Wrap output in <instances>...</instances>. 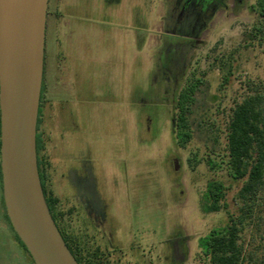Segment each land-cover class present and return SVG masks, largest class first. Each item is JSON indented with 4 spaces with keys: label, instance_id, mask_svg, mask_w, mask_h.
Here are the masks:
<instances>
[{
    "label": "rangeland",
    "instance_id": "rangeland-1",
    "mask_svg": "<svg viewBox=\"0 0 264 264\" xmlns=\"http://www.w3.org/2000/svg\"><path fill=\"white\" fill-rule=\"evenodd\" d=\"M256 3L224 0L217 6L196 40L174 44L177 63H167L169 79L159 59L166 0L48 1L59 39L68 30L69 14L80 25L57 50L65 66L55 59L52 68L48 46L40 127L48 193L75 234L73 173L92 176L106 206L99 217L102 228L116 241L147 239L150 264L208 262L199 237L225 226L241 205L242 180L232 178L226 167L228 113L246 81L264 83V38L250 42L261 20ZM192 83L189 137L180 145L175 100ZM210 181L220 182L224 195L219 210L206 212L202 206ZM259 207L260 214L240 233L247 264H264V205ZM3 227L0 221V243L8 239L14 247L13 263L29 264Z\"/></svg>",
    "mask_w": 264,
    "mask_h": 264
},
{
    "label": "water",
    "instance_id": "water-1",
    "mask_svg": "<svg viewBox=\"0 0 264 264\" xmlns=\"http://www.w3.org/2000/svg\"><path fill=\"white\" fill-rule=\"evenodd\" d=\"M48 1L0 0L2 196L34 264H79L49 211L37 165Z\"/></svg>",
    "mask_w": 264,
    "mask_h": 264
},
{
    "label": "trees",
    "instance_id": "trees-1",
    "mask_svg": "<svg viewBox=\"0 0 264 264\" xmlns=\"http://www.w3.org/2000/svg\"><path fill=\"white\" fill-rule=\"evenodd\" d=\"M257 11L260 15V22L252 29L250 42L264 38V0H257ZM49 9H47V14ZM47 27L44 54L43 81L41 85L38 118L36 126V152L37 165L43 189L45 201L52 214V206L56 207L57 199L48 193L45 172V148L43 133L40 130L42 122L43 103L45 102L46 73H47ZM195 84L181 90L176 98L178 118L176 123V134L180 145L186 143L189 137V126L187 114L192 101V94ZM226 167L228 174L242 180L238 190V198L241 202L238 214H229L228 223L223 227L210 230L204 236L199 237L198 245L203 254L208 258L206 264H247V256L243 243L240 241L246 222L260 214V205H264V83L246 81V90L241 99L230 108L226 123ZM209 162L214 164V160ZM223 185L217 181H210L207 184L202 206L204 211H215L221 208L220 200L223 198ZM61 214V213H60ZM260 218V216H258ZM0 221L3 229L8 230L15 240L17 248L25 252L29 258V264H34L32 257L14 231L6 214L2 196V178L0 169ZM4 230V232L6 231ZM12 230V232H11ZM5 232V236L9 233ZM7 239V238H5ZM8 240V239H7ZM0 243V264L13 263L12 250L8 243ZM6 242V243H5Z\"/></svg>",
    "mask_w": 264,
    "mask_h": 264
},
{
    "label": "flooded vegetation",
    "instance_id": "flooded-vegetation-1",
    "mask_svg": "<svg viewBox=\"0 0 264 264\" xmlns=\"http://www.w3.org/2000/svg\"><path fill=\"white\" fill-rule=\"evenodd\" d=\"M166 3L168 13L161 20L164 47L159 59L160 67L164 69L163 74L170 79L172 71L169 70L167 63L174 65L177 63L174 44L179 41L190 44L192 40H196L207 18L217 6L224 3V0H166ZM71 180L76 191L74 200L78 203L75 214L76 234L72 229V221L62 219L57 206H52V214L61 235L79 264H150V248L145 237L136 239L130 236L128 239L116 241L113 232L102 228L99 217L106 206L105 203H101L102 199L92 176L73 173ZM173 245L175 246V241ZM132 257H135V260Z\"/></svg>",
    "mask_w": 264,
    "mask_h": 264
},
{
    "label": "crops",
    "instance_id": "crops-1",
    "mask_svg": "<svg viewBox=\"0 0 264 264\" xmlns=\"http://www.w3.org/2000/svg\"><path fill=\"white\" fill-rule=\"evenodd\" d=\"M49 14H50V12H48V15H47V50H48V46H49V48H50V50L52 52V62H51L52 68L54 67V65L58 64L59 59L62 60V66H65V65H63L64 56H63L62 52L58 51V53H57V50L60 48L59 46H61L62 41L68 40L70 35L73 36L74 34L76 35L79 32L78 28H80V25L79 24L78 25L77 24H73V21L71 19H72V17L74 15L69 14L68 15V20L69 21H67L68 22V26H67L68 30L62 32L63 35L59 39V37H58L59 34H58L57 27L54 26V18H55L54 17V12L51 11V15H52L51 16V23H50V17H49L50 15ZM89 22H88V26L93 28V26H94L93 23H89ZM93 32L95 33V31H93ZM52 45L54 47V51H53ZM55 59L56 60L58 59V61H56V63H55ZM52 78H53V76H52Z\"/></svg>",
    "mask_w": 264,
    "mask_h": 264
}]
</instances>
